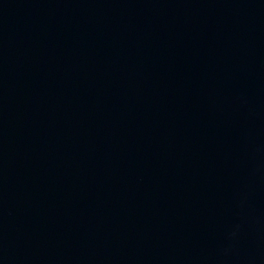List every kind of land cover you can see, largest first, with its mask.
I'll use <instances>...</instances> for the list:
<instances>
[{
    "label": "water",
    "instance_id": "1",
    "mask_svg": "<svg viewBox=\"0 0 264 264\" xmlns=\"http://www.w3.org/2000/svg\"><path fill=\"white\" fill-rule=\"evenodd\" d=\"M0 264H264V0H0Z\"/></svg>",
    "mask_w": 264,
    "mask_h": 264
}]
</instances>
